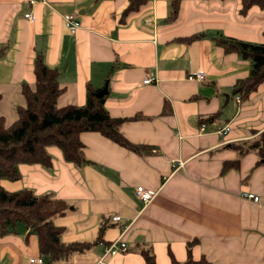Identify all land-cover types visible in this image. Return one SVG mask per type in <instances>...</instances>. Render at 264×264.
Listing matches in <instances>:
<instances>
[{
  "label": "crops",
  "instance_id": "0c3cea01",
  "mask_svg": "<svg viewBox=\"0 0 264 264\" xmlns=\"http://www.w3.org/2000/svg\"><path fill=\"white\" fill-rule=\"evenodd\" d=\"M34 1L0 0V115L6 120L8 107L16 116L20 86H34L40 55L63 88L58 107H81L87 86L98 92L106 85L105 110L121 120L125 140L140 147L85 132L87 163H67L49 147L50 168L21 164L17 181L0 180L10 193L28 189L65 201L68 208L53 218L64 243L98 241L59 264H97L115 240L127 251L104 264H144L141 249L151 250L155 264L182 263L189 243L195 261L264 264V161L238 152L264 130V82L237 101L233 88L248 77L250 62L215 45L220 36L264 45V8L243 15L239 0H181L177 17L167 21L169 0H145L124 18L129 0ZM64 15L79 28L68 31ZM197 71L202 81L187 79ZM148 75L154 81L145 84ZM137 187L153 200L144 205ZM36 257L37 238L28 230L0 235V264Z\"/></svg>",
  "mask_w": 264,
  "mask_h": 264
},
{
  "label": "trees",
  "instance_id": "16d2710c",
  "mask_svg": "<svg viewBox=\"0 0 264 264\" xmlns=\"http://www.w3.org/2000/svg\"><path fill=\"white\" fill-rule=\"evenodd\" d=\"M239 1L240 13L243 15L253 6L264 8V0ZM144 2L145 0H129L122 13L123 18L137 11ZM180 3L181 0H169L170 12L167 21L177 17ZM215 45L225 53H235L250 62L248 77L237 82L233 88V93L240 100L247 99L264 82V45L222 36L215 40ZM3 52V47H0V56ZM33 73L34 86L30 87L25 83L20 86L23 105L16 107L15 121L6 125L4 117L0 115V180L17 181L20 177L18 166L21 164L50 168L51 156L47 152L49 147L58 148L67 163L75 166L87 163L80 141V135L85 132L99 133L132 151L140 149L121 135V120L109 116L104 108L105 97H98L96 89L87 86L86 102L81 107H58L57 100L63 88L57 83V71L47 67L42 57L37 55L33 63ZM212 119L214 116L209 118ZM239 146L240 155L252 151L260 161H264V130L255 139ZM232 164L237 166V162ZM227 168L228 164H223L222 172ZM67 208L65 201L48 194L35 195L28 189L10 193L0 186V235L16 233L18 228L28 230L36 236L38 253L48 264L63 263L72 254L87 251L98 242L62 241L63 228L56 226L53 218L63 214ZM191 244L187 245L186 260L178 263L171 258V264H207L203 258L197 261L192 259ZM139 253L144 264H155L151 250L141 249Z\"/></svg>",
  "mask_w": 264,
  "mask_h": 264
},
{
  "label": "built area",
  "instance_id": "2783aa9c",
  "mask_svg": "<svg viewBox=\"0 0 264 264\" xmlns=\"http://www.w3.org/2000/svg\"><path fill=\"white\" fill-rule=\"evenodd\" d=\"M34 0H30V4H34ZM24 18L28 21V22H33L34 21V16L31 13H25L24 14ZM63 22H64V26L65 28L70 31V32H74L77 28H79V22L75 20L74 16L72 15H64L63 16ZM205 77V74L202 71H197L195 73H191L189 75H187V79L188 80H198V81H202ZM152 81H154V79L148 75V77L144 80L145 84H149ZM237 101H239V97L237 96ZM204 129V125L201 126V130ZM229 131V127H225V128H219L217 130V134L222 135L225 134L226 132ZM135 195L136 197L144 204H148L150 203L153 198H154V194H152V192L149 191H145L142 187H137L135 189ZM241 197L252 201V202H259V197L255 196L254 194L248 193V192H243L241 194ZM113 221L118 222L120 221V217L119 216H115L113 219ZM124 231V230H123ZM127 251V246L125 243L120 242V240H115L114 242H112L110 245H108L103 252L102 257L99 259L97 264H104V258L107 256H113L115 254H118L120 252H125ZM30 264H44V261L41 257H36V258H30L29 259Z\"/></svg>",
  "mask_w": 264,
  "mask_h": 264
},
{
  "label": "rangeland",
  "instance_id": "374dc122",
  "mask_svg": "<svg viewBox=\"0 0 264 264\" xmlns=\"http://www.w3.org/2000/svg\"><path fill=\"white\" fill-rule=\"evenodd\" d=\"M3 111L6 118V125H11L12 122L16 119L15 114H13V112L11 113L8 107H5Z\"/></svg>",
  "mask_w": 264,
  "mask_h": 264
},
{
  "label": "water",
  "instance_id": "95a60500",
  "mask_svg": "<svg viewBox=\"0 0 264 264\" xmlns=\"http://www.w3.org/2000/svg\"><path fill=\"white\" fill-rule=\"evenodd\" d=\"M105 93H106V85L104 86V88L102 90L97 92V96L103 97Z\"/></svg>",
  "mask_w": 264,
  "mask_h": 264
}]
</instances>
